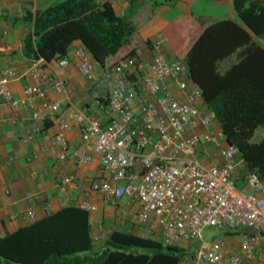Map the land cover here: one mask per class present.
<instances>
[{
  "label": "built area",
  "instance_id": "2783aa9c",
  "mask_svg": "<svg viewBox=\"0 0 264 264\" xmlns=\"http://www.w3.org/2000/svg\"><path fill=\"white\" fill-rule=\"evenodd\" d=\"M163 48L164 39L158 36L151 43L150 61L130 54L112 65L108 123L84 109L70 116L80 125L82 142L91 144L100 157V174L85 192L113 209L124 198L137 204L127 232L182 248L186 256L180 264H264V180L248 167L238 147L228 143L214 111L203 102L201 89L191 81L186 63L167 57ZM75 55L80 75L91 79L99 63L83 50ZM43 60L33 59L25 73L28 101L21 103L23 109L33 110L35 97L67 91L60 77L68 65L66 57L58 59L59 71L52 78L44 76ZM18 78L11 68L0 70V99L12 109L18 102L9 85ZM51 106L56 111L60 103ZM33 116L38 114L34 111ZM67 128L62 122L56 134L40 144V152L89 165L91 154L78 148L68 151ZM70 186L83 189L75 173L55 176L58 202L67 201ZM77 207L89 216L98 211L88 200L79 201ZM15 219L34 222L36 214L28 209ZM96 226L92 245L103 239L101 222ZM207 228L223 231L235 244L219 239L203 242Z\"/></svg>",
  "mask_w": 264,
  "mask_h": 264
},
{
  "label": "crops",
  "instance_id": "0c3cea01",
  "mask_svg": "<svg viewBox=\"0 0 264 264\" xmlns=\"http://www.w3.org/2000/svg\"><path fill=\"white\" fill-rule=\"evenodd\" d=\"M61 1L64 0H0V70L11 68L19 76L9 85L18 107L12 109L3 105L0 99V237L32 223L15 219L28 209L35 212L37 220L63 207H77L79 201L88 200L98 207V211L89 216L91 238L98 234L96 222H101L103 239L92 245L91 251L77 255L92 256L104 250L112 231L128 233L138 205L128 204L124 198L119 207L113 209L99 196L85 192L100 174V157L93 153L91 144L82 142L80 125L70 116L76 110L84 109L89 116L101 118L102 124L108 123L106 104L114 79L112 65L130 53L150 61L151 43L158 36L164 39L163 51L167 57L186 63L189 47L206 25L220 19L236 23L239 20L232 0H109L115 14L134 26L129 42L116 55L107 58L104 66L99 65L91 79H87L80 75L79 60L75 55L78 50H86L80 41H74L65 56L68 65L60 71V77L67 84L66 93L35 97L33 110L23 109L21 103L28 101L24 94L29 82L25 73L33 60L25 55L24 46L25 37L33 28L30 15ZM235 61L234 56L221 61L218 65L220 71L224 72ZM41 63L46 78H52L59 71L58 59ZM171 88L174 87L171 85ZM55 102L60 103L56 111L51 106ZM34 111L38 114L36 118ZM62 122L68 126L65 131L68 151L78 148L91 154L89 165L78 166L72 158L60 161L56 154L40 152V144L55 135ZM67 172L77 175L83 189L70 186L67 201L60 203L55 176Z\"/></svg>",
  "mask_w": 264,
  "mask_h": 264
},
{
  "label": "trees",
  "instance_id": "16d2710c",
  "mask_svg": "<svg viewBox=\"0 0 264 264\" xmlns=\"http://www.w3.org/2000/svg\"><path fill=\"white\" fill-rule=\"evenodd\" d=\"M232 6L239 23L220 19L206 25L188 49L186 65L228 143L264 180V137L253 141L256 131L264 130V0H232ZM30 18L25 55L47 62L65 57L80 41L104 66L135 30L109 0H64ZM232 56L235 63L220 71L219 63ZM105 246L99 254L77 255L92 249L89 215L66 206L0 237V264H180L186 256L177 246L119 230Z\"/></svg>",
  "mask_w": 264,
  "mask_h": 264
},
{
  "label": "rangeland",
  "instance_id": "374dc122",
  "mask_svg": "<svg viewBox=\"0 0 264 264\" xmlns=\"http://www.w3.org/2000/svg\"><path fill=\"white\" fill-rule=\"evenodd\" d=\"M262 137H264V130H258L255 133V136L253 138V141H259ZM263 193H264V186H263ZM202 237H203V242L207 243V244H211L214 240H220L224 243H226L227 245L231 246L234 245L235 243L233 242L232 239H227L226 237H224V232L223 231H215L214 229H204L202 232ZM190 252H193L196 247L197 244H193L190 245Z\"/></svg>",
  "mask_w": 264,
  "mask_h": 264
}]
</instances>
